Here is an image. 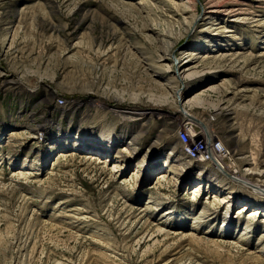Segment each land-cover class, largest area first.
Returning <instances> with one entry per match:
<instances>
[{"label":"rangeland","instance_id":"obj_1","mask_svg":"<svg viewBox=\"0 0 264 264\" xmlns=\"http://www.w3.org/2000/svg\"><path fill=\"white\" fill-rule=\"evenodd\" d=\"M200 124L232 160L184 154ZM236 180L264 187V0H0V264H264Z\"/></svg>","mask_w":264,"mask_h":264},{"label":"bare ground","instance_id":"obj_2","mask_svg":"<svg viewBox=\"0 0 264 264\" xmlns=\"http://www.w3.org/2000/svg\"><path fill=\"white\" fill-rule=\"evenodd\" d=\"M185 8V7H184ZM184 8H183V10L182 11H184ZM180 65H181V63H179L177 60H173V68H174V70L175 71H178V69H179V67H180ZM184 72L186 73L187 71L185 70V71H183V74H184ZM177 74V73H176ZM200 76L201 75H196L195 73H189V74H187L186 76H184V77H182V79L180 80V78H176V80H179V83H181L180 81H192V80H195V79H198V78H200ZM203 76V75H202ZM212 89V87L210 86L208 89H206V90H203L202 92H200V93H196L194 96L192 95L191 96V98L190 99H188V101L184 104V106H187L188 108H192V107H196V106H200L201 108H203V107H205L206 105L208 106V104H207V102H206V100L205 99H203L202 97H200V96H202V95H200V94H202V93H204V92H206V91H208V90H211ZM174 91H173V93H172V97H173V99L175 98L176 99V101L178 102V98L181 96V88L179 87V88H177V89H173ZM235 95V94H234ZM161 103V102H160ZM182 109V108H181ZM183 112V113H182ZM181 114H182V116L186 119V120H191L192 121V116L191 115H189V114H187V113H184V110L182 109L181 110ZM195 122H197V121H195ZM188 123V122H187ZM202 123V122H201ZM192 124V123H191ZM193 125V124H192ZM201 125V128L204 130H202L203 131V133H201V134H203V137H204V139H203V143L201 144L202 145V147H203V150L202 151H200L199 153H198V155L202 158V161L201 162H203V164L205 165V164H209L207 161H209L210 160V158H212L213 156L212 155H217V158H219V160H221V159H223V158H230L231 160H232V158H233V156L234 155H232V154H230L229 155V153H228V150L227 149H225L224 150V152H221L222 150H223V148H225L224 147V145L223 144H221V140L215 135V134H213L214 132H211L210 130H209V126H207V125H203V124H200ZM184 127H185V125H184ZM188 127V126H187ZM190 128V127H189ZM178 133V132H177ZM185 133H186V135H187V137L189 138V137H191V138H193L192 136L193 135H191V131L190 130H185ZM193 134V133H192ZM200 135V134H199ZM216 140H217V142H216ZM214 141L216 142L215 144H213L214 143ZM196 140H195V138L193 139V140H191L190 141V143L192 144L191 146H193V147H191V146H188V145H186V146H184L183 147V149L185 150L186 149V152L184 153L185 155H189L190 156V158H191V154H192V152L193 153H196L197 152V150L198 149H196L195 148V144H196ZM198 143H200V142H198ZM210 144H213L212 145V147H213V150H212V148L210 149ZM216 145H218V146H216ZM223 145V146H222ZM219 149V150H218ZM83 150V149H82ZM129 149L128 148H126V149H124V151H128ZM183 150V151H184ZM217 151V152H216ZM87 152H90V153H93L94 151H93V149H90V151H87ZM211 152V153H210ZM95 155L97 154V153H94ZM198 155H196V156H194L193 154H192V156H193V158H196V160H199L200 158L199 157H197ZM167 156L168 157H170V156H173V154L172 153H169V154H167ZM205 156L206 157H208V159H205ZM105 158H107L108 160H110V158L109 157H105ZM189 158V157H188ZM215 158V157H214ZM213 158V160L212 161H210L211 162V164L213 165H215L216 167H217V169L219 170V172H222L221 171V169L220 168H222V164H221V162L217 159L216 160V158L214 159ZM104 159V158H103ZM105 160V162H107L106 161V159H104ZM195 160V161H196ZM201 160V159H200ZM122 160H120V159H115V161H114V163H113V165H115V164H122ZM198 162H200V161H198ZM263 163V162H262ZM252 165H256V163H251ZM114 168H116V165L114 166ZM254 168H257V167H254ZM139 170H141V169H139V167L138 166H136L135 167V169L133 170V172L137 175L138 173H139ZM205 171V170H204ZM168 177H169V175H167V173L166 172H160V173H158V175H157V180L158 181H160V180H164V179H168ZM236 181H238L240 184H243V185H246L247 187H251V188H255V187H258V188H260V189H262L261 191H263V192H261V191H259L261 194H264V187L263 186H260V185H255V184H250V183H248V182H245V181H241V180H236ZM156 183H157V181H156ZM200 184H198V185H196V187H194V188H198L197 190L195 189V191H198L199 190V188L200 187H198ZM209 187V186H208ZM217 193V192H216ZM220 198V197H219ZM219 198H217V199H219ZM226 199L228 200L227 202H226ZM230 201H235V199H234V197H232L231 195H229V197H225V198H223L222 200H221V203H225L226 202V204H228ZM239 204H240V202H238ZM245 206H247L246 204H242L241 205V207L242 208H244ZM247 208V207H246ZM248 208H255V206H249ZM257 209V208H256ZM255 209V210H256ZM224 222H225V220H223Z\"/></svg>","mask_w":264,"mask_h":264},{"label":"built area","instance_id":"obj_3","mask_svg":"<svg viewBox=\"0 0 264 264\" xmlns=\"http://www.w3.org/2000/svg\"><path fill=\"white\" fill-rule=\"evenodd\" d=\"M181 135H183L184 138H186V141L188 140L187 135H185V133H181ZM196 144H197V143H196ZM196 144H195V145H196ZM196 146H197V145H196ZM192 154H193L194 156H196L195 153L192 152ZM197 157H199V158L201 159V160L199 159V161H202V158H201L199 155H198ZM205 159H208V157L205 156Z\"/></svg>","mask_w":264,"mask_h":264}]
</instances>
